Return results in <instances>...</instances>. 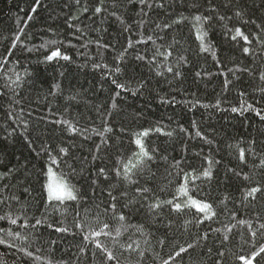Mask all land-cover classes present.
<instances>
[{
  "label": "trees",
  "instance_id": "16d2710c",
  "mask_svg": "<svg viewBox=\"0 0 264 264\" xmlns=\"http://www.w3.org/2000/svg\"><path fill=\"white\" fill-rule=\"evenodd\" d=\"M0 240V264H264V0H0Z\"/></svg>",
  "mask_w": 264,
  "mask_h": 264
},
{
  "label": "snow or ice",
  "instance_id": "6c2138e0",
  "mask_svg": "<svg viewBox=\"0 0 264 264\" xmlns=\"http://www.w3.org/2000/svg\"><path fill=\"white\" fill-rule=\"evenodd\" d=\"M97 11L99 12L100 10L97 9ZM196 19L199 20L200 18L197 17ZM239 35H241V33L239 32V30H237V36H239ZM58 56H60L59 52H53L52 56H50L49 59L51 60V59H53L55 57H58ZM60 58L61 59H68V57H60ZM233 111H235V109H233ZM146 135H148L147 132L141 133L140 137H143V136H146ZM136 144L140 147L142 155L147 156V153L144 152L143 145L141 143V139L140 138H138L136 140ZM241 155L243 156V153ZM148 158L150 159L151 157H148ZM125 171H127V169ZM206 175H207V173H206ZM256 191H259V189L253 190V193H250V195L254 194V192H256ZM48 192H49L50 200H57V201L63 202L64 200H75L76 199V196L73 194V191L71 189L66 188V186L65 187H61L58 190H54L52 184H49ZM208 207H209L208 205H204L203 208H201V211L207 210ZM177 210H179V206L178 205H177ZM206 218H210V217H206ZM121 219H123V217H121ZM12 223H15V221H12ZM99 235H101V232H97L96 233V236H99ZM0 243H3V241L0 240ZM96 246H97V248L100 247L99 244H97ZM260 251L264 252V248H262ZM177 255H179V253ZM257 255H259V253H257ZM107 259L111 260V259H113V257L109 254ZM253 259H255V257H253ZM246 264H251V261L246 262Z\"/></svg>",
  "mask_w": 264,
  "mask_h": 264
},
{
  "label": "rangeland",
  "instance_id": "374dc122",
  "mask_svg": "<svg viewBox=\"0 0 264 264\" xmlns=\"http://www.w3.org/2000/svg\"><path fill=\"white\" fill-rule=\"evenodd\" d=\"M49 184H52L54 190H58L61 187H65L64 184L60 181V179L56 177L54 174H50L49 176L48 183H47V192H48Z\"/></svg>",
  "mask_w": 264,
  "mask_h": 264
}]
</instances>
